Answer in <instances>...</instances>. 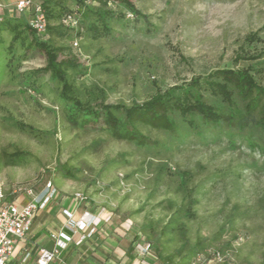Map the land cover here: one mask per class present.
I'll list each match as a JSON object with an SVG mask.
<instances>
[{"label": "rangeland", "instance_id": "rangeland-1", "mask_svg": "<svg viewBox=\"0 0 264 264\" xmlns=\"http://www.w3.org/2000/svg\"><path fill=\"white\" fill-rule=\"evenodd\" d=\"M131 1L157 31L148 33L145 21L128 14L122 22H109L110 37L94 40L75 0L52 1L56 11L50 21L51 44L60 48V60L76 58L85 68L83 74L68 71L79 98L93 103L143 102L157 89L188 83L219 68H249L264 86V57L237 62L264 51V0ZM87 4L104 8L99 0ZM67 14L74 20L67 21ZM27 54V70L46 65L38 50ZM37 79L25 87L24 101L0 99L4 190H33L39 195L51 185L65 196L84 194L121 222L131 221L144 240L170 225L174 231L161 236L159 243L162 253L174 255V261L185 256L177 250L189 240L191 246L200 243L190 264H264V157L249 149L245 139L228 130H184L178 136L148 131L165 147L139 148L97 130L71 127L59 85L49 74ZM11 116L40 133L10 127L5 119ZM18 151L28 155L12 166L10 159ZM59 164L75 168V177L65 178ZM185 171L193 175L186 200L178 191V174ZM189 199L197 202L195 217L172 222Z\"/></svg>", "mask_w": 264, "mask_h": 264}, {"label": "trees", "instance_id": "trees-1", "mask_svg": "<svg viewBox=\"0 0 264 264\" xmlns=\"http://www.w3.org/2000/svg\"><path fill=\"white\" fill-rule=\"evenodd\" d=\"M53 0H42L43 8L48 20L46 34L38 35L25 22L16 27L4 25L5 18L0 22V96L16 99L26 95L25 87L33 79L45 74L50 75L52 82L60 87L59 99L63 107L66 122L73 128L81 131L97 130L110 135L117 141H126L139 148L165 147L158 140H153L148 131L165 132L171 136H178L184 130L195 134H202L204 130L223 132L228 130L246 140L249 149L259 152L264 157V86L257 82L249 68H219L211 73L193 78L188 83L176 84L165 90L156 92L143 102L132 101L131 104L93 103L90 100L79 98L74 91V85L69 79L68 71H77L80 74L83 65L76 58L60 60V48L51 44L49 32L52 30L50 21L54 19L55 8L51 6ZM104 8L96 10L88 5V0H75L78 7H82V17L86 21L87 32L94 40L111 36L110 21H124L128 14L136 21L146 22L148 33L157 31V26L149 22V18L138 10L131 0H99ZM113 5L122 8L125 12H118ZM61 11V9H60ZM69 13V12H68ZM68 15V14H67ZM68 16H73L69 14ZM65 19H67V17ZM92 17H96L93 21ZM13 34L14 40L7 45L4 34ZM252 35L250 40L255 39ZM38 50L46 57L44 67L29 69L26 62L29 59L28 51ZM264 57V51L253 56L239 57L237 62L257 61ZM38 81V79H37ZM19 86V90L12 87ZM1 90H4L1 92ZM36 90L33 88V93ZM25 98V97H24ZM35 101V98H31ZM5 120L10 121V127L21 133H40L32 125L23 122L14 116ZM26 152L18 151L10 159L12 166L22 164ZM59 172L65 178H74L77 170L66 164H59ZM191 172H180L178 191L186 200L189 195ZM196 200L189 199L187 204L177 210L172 222L180 219L191 220L195 217L193 207ZM172 222H170L172 224ZM185 225L181 226L183 230ZM174 227L166 226L161 234L146 239L151 245L153 253L160 264H190V259L199 252V242L190 245L189 240H183L178 248L181 260L174 261V255L162 253L159 239L165 233H172ZM156 237V238H155Z\"/></svg>", "mask_w": 264, "mask_h": 264}, {"label": "crops", "instance_id": "crops-1", "mask_svg": "<svg viewBox=\"0 0 264 264\" xmlns=\"http://www.w3.org/2000/svg\"><path fill=\"white\" fill-rule=\"evenodd\" d=\"M19 1L21 0H0L3 17L6 20L4 25L16 27L25 22L27 17L15 11ZM4 37L7 45L14 40V35L10 32L4 34ZM12 90L18 91L19 86L12 87ZM19 99L25 100L24 97L20 98L17 95L16 100ZM45 192L46 189L39 195ZM56 192L48 205L37 212L30 232L17 244L8 264H38V249L52 250L55 246L54 234H64L67 237V248L57 260L49 264H142L141 258L135 252V244L144 238L137 235L131 221L121 222L118 216L106 210L112 216L108 223H103L93 230L84 228L70 231L66 229V225L71 221L66 212L72 214L74 221L84 219L88 223L101 208L92 205L87 196V201L79 202L75 199L76 194L65 196L57 189ZM4 193L5 201L16 204L20 209L34 196H38L33 190L23 192L4 190ZM147 261L152 262L150 259ZM154 264L160 262L156 261Z\"/></svg>", "mask_w": 264, "mask_h": 264}, {"label": "built area", "instance_id": "built-area-1", "mask_svg": "<svg viewBox=\"0 0 264 264\" xmlns=\"http://www.w3.org/2000/svg\"><path fill=\"white\" fill-rule=\"evenodd\" d=\"M2 8L3 6L0 4V22L4 18ZM15 11L27 17L30 28L36 34H46L48 20L42 0H21L16 4ZM66 20L73 21L74 16H68ZM17 192H22V190L19 189ZM56 193V189L48 185L45 193L34 196L28 204L20 209L16 204L5 201L3 184L0 183V264H8L15 253L17 244L24 240L30 232L37 212L44 209ZM75 199L79 202L87 201V197L83 194H76ZM66 214L71 219L70 223L66 225V229L70 231L84 228H92L93 230L103 223H108L112 218L105 209L98 210L88 223L84 219L74 221L72 214L68 212ZM53 238L55 246L52 250L38 249V264H49L57 260L67 248L68 239L64 234H54ZM135 252L141 258L142 264H154L158 261L151 245L146 240L138 241L135 244ZM147 259L152 262H148Z\"/></svg>", "mask_w": 264, "mask_h": 264}]
</instances>
